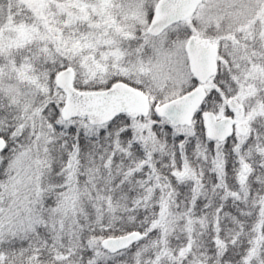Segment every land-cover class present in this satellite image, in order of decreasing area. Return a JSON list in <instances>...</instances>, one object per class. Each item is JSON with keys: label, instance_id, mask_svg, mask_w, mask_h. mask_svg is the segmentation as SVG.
<instances>
[{"label": "snow or ice", "instance_id": "snow-or-ice-1", "mask_svg": "<svg viewBox=\"0 0 264 264\" xmlns=\"http://www.w3.org/2000/svg\"><path fill=\"white\" fill-rule=\"evenodd\" d=\"M0 264H264V0H0Z\"/></svg>", "mask_w": 264, "mask_h": 264}]
</instances>
